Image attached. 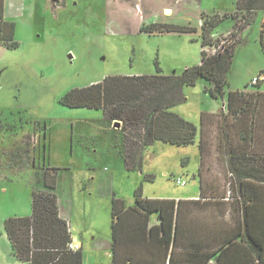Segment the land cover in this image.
<instances>
[{"label":"rangeland","instance_id":"rangeland-1","mask_svg":"<svg viewBox=\"0 0 264 264\" xmlns=\"http://www.w3.org/2000/svg\"><path fill=\"white\" fill-rule=\"evenodd\" d=\"M191 3L183 11L175 9L176 13L167 18L171 22L165 24H193L197 9L207 16L234 11L227 14L236 13L241 19L245 14L235 9V0ZM163 4V0H64L58 16L47 12L42 24H19L15 35L18 47L0 51L3 237L6 235L1 221L9 216L30 215L31 192L42 187L41 173L47 166L56 168L49 171L56 172L55 193L63 206L62 215L70 235L78 237L83 253H87L84 259L89 264H110L111 254L104 246L112 242V196L133 205L134 191L139 186L145 197L199 193L200 155L196 143L178 146L154 141L141 154L140 168L129 169L124 161L122 145L127 130L122 121H110L108 129L101 109L60 103L71 88L101 81L105 76L156 73L155 60L163 73L172 75L199 64L201 43L196 33L139 30L141 25L156 22L154 17L162 15ZM231 26L232 20L226 17L213 32ZM240 31L235 42L241 40ZM244 34L248 35V44L238 45L235 50L226 73V90L252 89V78L264 71V36L257 25ZM205 49L212 54L208 45ZM260 83L264 89V81ZM206 87L207 80L201 78L194 86H184V100L170 111L199 127V112L211 102ZM145 175L154 178L146 180ZM177 179H184L186 184H177Z\"/></svg>","mask_w":264,"mask_h":264},{"label":"trees","instance_id":"trees-1","mask_svg":"<svg viewBox=\"0 0 264 264\" xmlns=\"http://www.w3.org/2000/svg\"><path fill=\"white\" fill-rule=\"evenodd\" d=\"M235 8L245 12L241 19L236 17V13H224L222 16L201 13V61L192 67H185L180 75L162 73L155 60L156 73L105 76L101 81L71 88L60 98V103L72 108L101 109L109 123L122 121L127 130L122 145L125 164L129 169L140 168L141 154L154 141L178 146L194 143L199 129L191 121L170 111V107L184 100V86H194L200 78L207 80L212 87L206 89L212 97L227 95L225 110L232 117L228 128L232 127L234 132L226 131L225 127L220 131L223 145L227 146L228 154H232L228 159L230 170L224 181V197L236 201L249 198L248 188L256 193L255 186L264 187V92L226 93V73L237 39L226 45L220 53L210 54L205 49L206 45L218 42L213 30L221 21L226 17L232 18L236 31H240L253 21L250 15L257 10H264V0H235ZM14 30V22L4 19V0H0V45L9 50L19 45L14 39ZM140 30L153 33L192 32L197 29L187 25L153 23L142 25ZM251 85L256 88L260 86L259 82ZM204 115L201 114V123L204 122ZM234 136L237 137L236 142ZM198 147L200 154L206 153L202 139ZM144 178L153 180L154 176L145 175ZM56 183V173L45 168L42 187L31 192L30 215L11 216L4 220V231L18 261L28 264H83L81 247L78 250L68 248L72 240L67 221L59 214ZM248 208V205L242 206L245 224L250 217ZM254 210L256 225L253 234L248 226L254 253L250 264H264V207L254 205ZM154 214L161 221L158 226L162 231L171 233L176 215L173 199L145 197L141 186L134 191L133 206L126 205L120 197L112 196L111 264H154V228L157 226L150 225ZM167 244L168 241L165 242ZM191 246L192 261L198 264V255L194 252L198 251L199 245L193 237ZM206 257L208 264H214L209 262L210 259L216 261L221 256L215 249H208Z\"/></svg>","mask_w":264,"mask_h":264},{"label":"crops","instance_id":"crops-1","mask_svg":"<svg viewBox=\"0 0 264 264\" xmlns=\"http://www.w3.org/2000/svg\"><path fill=\"white\" fill-rule=\"evenodd\" d=\"M191 2L192 0H163L164 4L161 8L162 15L154 17V21H156L155 23L165 24L167 23V21L171 22V19L167 18L174 14L175 9L176 12H180V10L183 11L184 8L187 7V5H193V3ZM63 5L64 0H4V19L6 21L14 22L15 39L19 24L27 22V24H22L20 27L28 26V24L32 22L42 24L46 19L44 16L45 14H47V12L53 13V15L56 17L58 16V9L63 7ZM165 10H169L170 13L166 14L164 12ZM197 11L198 17L193 24L184 23L180 25L194 26L197 30L192 32L196 33L200 37L201 43L202 18L200 17V15L204 11L200 9H197ZM231 12L233 13L234 11ZM230 19L232 20V26L224 31L215 33V36H218L219 34H225L234 27L235 20H233L232 18ZM164 20L166 22H164ZM222 22L223 21H221L219 25H221ZM176 24L179 25V23ZM255 25L259 27L262 36H264V10L255 11L253 15V21L250 24L246 25L244 28H242L240 32L241 40H239V42L235 44L233 49L234 54L238 45L248 44V35L244 36V33L248 30L252 31ZM165 32L174 33L178 31ZM3 49L9 50L4 46L0 45V51ZM262 50L264 51L263 48ZM232 62L233 57L230 63V67L232 65ZM262 73H264V71L261 70V74ZM260 82L259 85H261ZM208 85L209 87H212V85ZM206 88L204 89V91L209 94ZM226 88L227 85L225 87V90ZM256 90L264 92V89H261V86H259V88H256L252 85V89H239L238 87H236V89H227L226 93L228 91L253 92ZM210 98L211 102L208 101L209 107H206V109H202L199 112L200 126L198 127L196 125V127L199 129V132L196 135L194 141V143H196L198 146L200 139H202L207 149V154H200L199 151V193L197 195L187 194L183 195L182 197L175 198L167 195L166 197L154 196V198L173 199L176 210V215L174 216L173 228L171 233L162 231L160 226H158L161 221L156 214H154V216L150 219V225L154 224V226H157V228H154V264H194V261H192L191 258L192 237L198 241L199 245L198 251L194 252L198 255V264H208V259L206 257L208 249H215L218 255L221 256L220 259H217L216 261L215 259H210L209 262L214 264H250L253 260V245L250 242L248 226L249 231L251 232V234H253L254 227L256 225V216H254V205H256L257 207H264V187L260 185L255 186L257 195L255 192H252V188H248L247 193H249V198L243 201L230 200L227 197H224V181L227 178L228 170H230L228 168V159L232 154H228L227 146L223 145L224 141L222 140V136H220V131H222L224 127L226 131H233L232 127L229 126L228 128V125L232 123V117L230 116V114L227 115L225 110L227 95L217 98L211 96ZM202 113L205 114L203 123H201ZM191 122L193 123V121ZM106 127L108 129L110 127V123L108 121L106 123ZM233 139L234 142L237 141L236 136H234ZM47 156L48 155L46 154V160H48ZM86 164L89 165L90 162ZM45 168L56 169L51 166H47ZM222 173H224L223 176ZM41 174L42 177H40L43 183V172ZM94 178L95 177H92L91 179L93 180ZM259 189H261L262 191ZM213 195L214 198L212 197ZM246 205H248L249 207L247 212L250 217L249 222L245 224L242 206ZM58 206L59 214L64 218V216L62 215L63 206L60 205V202H58ZM4 220L1 221L2 226ZM4 235H6V233ZM0 236V264H28L25 262L18 261L15 258L12 253L7 235L6 237H3L0 231ZM79 238H81L82 240L84 239L82 234L79 235ZM71 240L72 243L79 245L82 250V245L78 241L77 236L72 234ZM166 241H168L167 246L165 245ZM104 247L107 248L108 253H110L111 243H106ZM221 248L222 251L220 252L219 250ZM85 255H87V253H83V264H89V261H85V259L87 258L84 259ZM249 255L251 256V259H249ZM111 262L112 257L110 260V264ZM98 264L103 263L101 262Z\"/></svg>","mask_w":264,"mask_h":264},{"label":"built area","instance_id":"built-area-1","mask_svg":"<svg viewBox=\"0 0 264 264\" xmlns=\"http://www.w3.org/2000/svg\"><path fill=\"white\" fill-rule=\"evenodd\" d=\"M237 35V31L234 30L233 33L229 31L225 34H219L218 36H215V38L218 39V42H214V44L208 45L209 49L212 51V54L223 52L226 45H228L231 41L238 39ZM261 80H264V73L252 78L251 83L255 84L260 82ZM176 182L179 185H184L186 183L184 179H177ZM68 248H70L71 250H78L80 246L71 242L68 244Z\"/></svg>","mask_w":264,"mask_h":264},{"label":"bare ground","instance_id":"bare-ground-1","mask_svg":"<svg viewBox=\"0 0 264 264\" xmlns=\"http://www.w3.org/2000/svg\"><path fill=\"white\" fill-rule=\"evenodd\" d=\"M169 9V8H168ZM166 14H169L170 13V11L169 10H165L164 11Z\"/></svg>","mask_w":264,"mask_h":264},{"label":"water","instance_id":"water-1","mask_svg":"<svg viewBox=\"0 0 264 264\" xmlns=\"http://www.w3.org/2000/svg\"><path fill=\"white\" fill-rule=\"evenodd\" d=\"M114 123H117V124H118V123H120V122H119V121H114Z\"/></svg>","mask_w":264,"mask_h":264}]
</instances>
